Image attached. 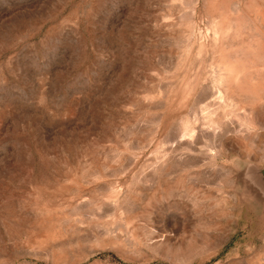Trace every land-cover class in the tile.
Instances as JSON below:
<instances>
[{"label": "rangeland", "instance_id": "1", "mask_svg": "<svg viewBox=\"0 0 264 264\" xmlns=\"http://www.w3.org/2000/svg\"><path fill=\"white\" fill-rule=\"evenodd\" d=\"M264 0H0V264H264Z\"/></svg>", "mask_w": 264, "mask_h": 264}, {"label": "water", "instance_id": "2", "mask_svg": "<svg viewBox=\"0 0 264 264\" xmlns=\"http://www.w3.org/2000/svg\"><path fill=\"white\" fill-rule=\"evenodd\" d=\"M251 172H252L253 176H255L257 178L258 183H260V185L262 187H264V170L259 169L257 167H253Z\"/></svg>", "mask_w": 264, "mask_h": 264}]
</instances>
